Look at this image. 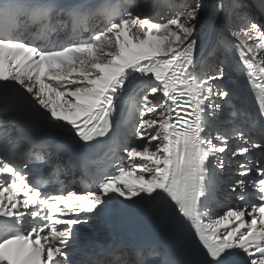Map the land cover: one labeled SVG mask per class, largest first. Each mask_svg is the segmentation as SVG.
I'll return each instance as SVG.
<instances>
[{
	"label": "snow or ice",
	"instance_id": "snow-or-ice-1",
	"mask_svg": "<svg viewBox=\"0 0 264 264\" xmlns=\"http://www.w3.org/2000/svg\"><path fill=\"white\" fill-rule=\"evenodd\" d=\"M200 9L198 2L186 5L167 22L154 23L108 0H0V101L29 107L58 150L88 152L112 131L117 101L127 93L134 105L123 138L109 148L119 161L112 163L115 172L103 170L95 190L83 193H45L42 180L25 174L27 153L4 129L0 264H91L66 251L77 226L88 223V214L116 213L127 202L155 204L191 221L202 245L199 264H264V167L251 158L239 162L242 178L231 191L240 190V205L214 215L206 204L220 182L217 170L225 167L219 154L228 148L226 134H213L224 114L215 98L224 101L229 92L215 83L224 79L222 66L203 77L193 73ZM69 28L71 36L61 38ZM232 34L248 52L249 39L264 49V31L255 22ZM245 64L248 82L264 95V58ZM137 88L144 93L142 109L132 95ZM157 93L163 99L154 104L149 98ZM260 109L264 114V100ZM237 136L244 146L233 156L244 157L249 145L264 150L244 132ZM249 188L256 202H248Z\"/></svg>",
	"mask_w": 264,
	"mask_h": 264
},
{
	"label": "rangeland",
	"instance_id": "rangeland-1",
	"mask_svg": "<svg viewBox=\"0 0 264 264\" xmlns=\"http://www.w3.org/2000/svg\"><path fill=\"white\" fill-rule=\"evenodd\" d=\"M154 1H156L155 2L156 5L160 6V4L158 2H161L162 0H147V2H154ZM187 1L190 4H187L186 1H183V4H182L181 7H178L177 8L176 5H175V7L173 8V10H170L169 8L168 9H169L170 13L174 12V9L176 11L179 10L178 11V13H179V12H181L183 10L184 6H186V5L195 6V4L197 2L201 4V9H200V11L198 13L197 24H196V29H195V38L197 40V45H196V49H195V59H196V63H199L200 64V61H201V64H202V62H204L202 60H206L208 56L210 57L212 55V53H213V47L216 46V41L214 40V38H211V37H210V39L208 38V36H209L208 34H210V30L213 28V25H214L213 21H214V16H215L214 15V12H215L214 10L215 9H211V8L209 9L208 8V5H209V2H207L208 0H187ZM219 1H220V4L223 5L222 11H221L222 14L225 12L224 9H226V11L228 9V17L226 18V21H227L226 22V27H228L231 22L233 23L232 24L233 25L232 26L233 29H230L229 28V30H228V28H226L227 31L225 32V28L222 27L221 28V30H222L221 32L224 33L225 35L228 34L227 36L229 38L234 37L233 34H232L233 31H238L240 29H243V27L246 24L245 22L248 21V20L250 22V19H248V18H250L251 17L250 15H252L255 12V11H252L251 10V8L253 7L252 4H254V1L251 0L249 3L247 1V4L248 5H246V6H245L244 0H219ZM235 1L236 2H239L240 1V3H239L240 7H235V5H236V4H234ZM160 8L163 9V10H166L167 6H164L163 8L160 6ZM243 10H245V11H243ZM176 11H175V14H177ZM133 12L135 13V9L133 10ZM170 13L169 12H167V13L166 12H163L161 14H158L156 12L154 14L157 17L156 18L157 20H160V19L163 20V19H165V20H163V22H164V21H167V19H168V17L166 18L165 16L168 15V14H170ZM171 17H172V15L169 18H171ZM198 25H199V27H198ZM221 35H223V34H221ZM250 40L251 39H249L247 41V43L253 45L252 50H254V53H255L253 55H256L257 54L256 51L258 49H256L254 47V43L252 44ZM239 43H240V45L243 44L242 47L244 46V43L242 41H240ZM208 46L209 47L211 46V47L209 48ZM210 49H212L211 52H209ZM207 50H208V52H207ZM262 50H264V49H262ZM236 53L239 56V54H240L239 49L236 50ZM256 56H257V60H253L252 59V62H254V64H257L258 61H259V59H261V57H258V55H256ZM239 57L242 58L244 61L247 60L246 57L245 56H242L241 54H240ZM250 57H252V55ZM211 59H212V57H211ZM196 63H195V65H196ZM209 64L210 63H208L207 65H206V63L204 64V70L206 69L205 68V65H206V67H208ZM201 67L202 66H200L199 69ZM193 73L195 74V72H193Z\"/></svg>",
	"mask_w": 264,
	"mask_h": 264
},
{
	"label": "bare ground",
	"instance_id": "bare-ground-1",
	"mask_svg": "<svg viewBox=\"0 0 264 264\" xmlns=\"http://www.w3.org/2000/svg\"><path fill=\"white\" fill-rule=\"evenodd\" d=\"M136 2H138L139 3V6L137 7V8H135V13L133 12V14L134 15H139L140 16V18L141 19H143V18H149L150 20H151V22H154V23H162L163 22V20H165V19H163V20H161L160 18V20H157L156 18V15L154 14V13H156V11H154V8H155V6H158V5H156V1H154V2H147V0H135ZM183 1H186L187 2V4H190V3H188V1L187 0H162L161 2H158L159 4H160V6L163 8L164 6H167L170 10H173V8L175 7V5H176V7L178 8V7H181L182 6V4H183ZM247 1H249V0H244V2H245V6L246 5H248L247 4ZM256 1V0H255ZM259 1H261V3H260V6H263V3H264V0H259ZM191 2V1H190ZM207 2H209V5H208V8L210 9H215L214 11V21H213V23H214V25H213V28L210 30V34H208L209 36H208V38L210 39V37L211 38H214V40L216 41V45H218L219 44V40H218V38H219V36L221 35V34H224V33H222L221 31V28L223 27V28H225V32L227 31L226 30V28H228V30H229V28L230 29H233V23L231 22L230 24H229V26L228 27H226V18L228 17V9H227V11H226V9H224L225 10V12L222 14L221 13V11H222V9L219 7L221 4H220V1L219 0H208ZM243 2V3H244ZM240 3V1L239 2H236L235 1V3L234 4H239ZM248 7V6H247ZM260 8V7H259ZM158 10V9H157ZM243 11H245V10H243ZM166 12V11H165ZM167 13V12H166ZM253 14H256V11L253 13ZM176 15V14H175ZM158 16V15H157ZM171 16V13L170 14H168V15H166L165 17L167 18L168 17V19H169V17ZM253 17V16H252ZM183 18V17H182ZM248 18V17H247ZM248 19H251V18H248ZM261 19H264V6H263V13H262V15L261 16H259L258 18H257V20H261ZM224 20V21H223ZM161 21V22H160ZM164 22H167V21H164ZM246 24H245V26L243 27V29H247L248 27H250V22H249V20L248 21H246L245 22ZM196 24H197V22H196ZM198 27H199V25H198ZM212 27V26H211ZM221 32V33H220ZM233 39V40H232ZM230 44H231V48L229 49V53H231V52H233L232 50H234L235 48L236 49H239V52H240V54L242 55V56H245L246 57V59L248 60V61H250V62H252V57H253V54L251 53V52H248L247 51V48L245 47V46H243L242 47V45L243 44H241L240 45V41H237L236 39H235V37H231L230 38ZM251 41V43L253 44V43H255V41L254 40H250ZM210 44V43H209ZM239 44V45H238ZM213 45V44H212ZM209 47V46H208ZM211 47V46H210ZM209 47V48H210ZM241 49H243V52L241 51ZM212 51V49H210L209 50V52H211ZM254 51V50H253ZM207 52H208V50H207ZM236 55H237V53L236 52H234ZM256 55H258V57H261V59L262 58H264V50H262V49H258L257 51H256ZM234 54V55H235ZM240 54H239V56H240ZM252 55V57H250ZM244 58V57H243ZM206 59V58H205ZM238 59V58H237ZM239 60V59H238ZM211 64V63H210ZM255 71L258 73V68L257 69H255ZM196 74V73H195ZM224 78H227L228 79V77H227V75L224 73ZM157 94H159V93H157ZM157 95H155L154 96V98L156 97ZM216 99V98H215ZM153 102V101H152ZM154 103V102H153ZM234 116H236L237 118H239V114L237 113V114H234ZM225 118H227V115H226V117H223V118H221L220 120H219V124H220V121H222L223 119H225ZM127 203H129V207H122V208H126V209H128V210H130V211H134V212H142V211H145V210H147V209H149V207L151 206V204H149V205H144V204H131V202H127Z\"/></svg>",
	"mask_w": 264,
	"mask_h": 264
}]
</instances>
